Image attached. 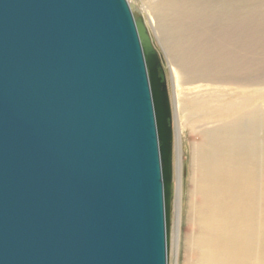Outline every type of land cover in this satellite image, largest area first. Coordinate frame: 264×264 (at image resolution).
<instances>
[{
  "label": "water",
  "instance_id": "obj_1",
  "mask_svg": "<svg viewBox=\"0 0 264 264\" xmlns=\"http://www.w3.org/2000/svg\"><path fill=\"white\" fill-rule=\"evenodd\" d=\"M162 61L127 0H0V264H168Z\"/></svg>",
  "mask_w": 264,
  "mask_h": 264
},
{
  "label": "bare ground",
  "instance_id": "obj_2",
  "mask_svg": "<svg viewBox=\"0 0 264 264\" xmlns=\"http://www.w3.org/2000/svg\"><path fill=\"white\" fill-rule=\"evenodd\" d=\"M253 1L144 5L178 82H201L178 101L182 124L199 127L185 207L189 264H264V18L254 20ZM212 7L221 10L209 15Z\"/></svg>",
  "mask_w": 264,
  "mask_h": 264
},
{
  "label": "rangeland",
  "instance_id": "obj_3",
  "mask_svg": "<svg viewBox=\"0 0 264 264\" xmlns=\"http://www.w3.org/2000/svg\"><path fill=\"white\" fill-rule=\"evenodd\" d=\"M147 1L149 0H127L132 13L135 16L143 18L152 37L153 43L162 57V74L167 82L173 110L172 124L175 130L173 182L175 189L170 217L168 264H189L188 252L184 242L185 236L188 232V224L185 220V207L188 199V191L190 189V146L197 138L196 134H199V127L194 130L191 129L189 125L182 124L184 123V116L182 112H179L178 110V101L179 98L191 95L197 89V85H200L201 82L193 84H180L178 82V72L171 67L166 49L159 41V36L153 26L154 24L149 18L148 9L144 6ZM253 2L256 4L251 10V13L254 15V20L256 21L260 18H264V0H254ZM210 9L212 12H209V15H213L214 12L221 10L218 7H212ZM241 12L242 11H240V13ZM196 19H198V17L193 20L195 21ZM204 22L205 21L203 20H199L198 22L193 23L198 24ZM254 89H256V87H254Z\"/></svg>",
  "mask_w": 264,
  "mask_h": 264
},
{
  "label": "flooded vegetation",
  "instance_id": "obj_4",
  "mask_svg": "<svg viewBox=\"0 0 264 264\" xmlns=\"http://www.w3.org/2000/svg\"><path fill=\"white\" fill-rule=\"evenodd\" d=\"M159 74H160L161 76H163V74H162V72H161V71H159Z\"/></svg>",
  "mask_w": 264,
  "mask_h": 264
}]
</instances>
